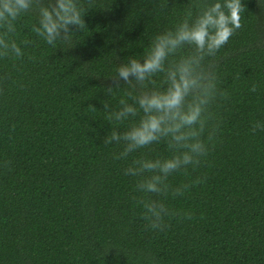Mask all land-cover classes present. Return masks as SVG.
Here are the masks:
<instances>
[{
    "label": "trees",
    "instance_id": "obj_1",
    "mask_svg": "<svg viewBox=\"0 0 264 264\" xmlns=\"http://www.w3.org/2000/svg\"><path fill=\"white\" fill-rule=\"evenodd\" d=\"M0 264H264V0H0Z\"/></svg>",
    "mask_w": 264,
    "mask_h": 264
}]
</instances>
